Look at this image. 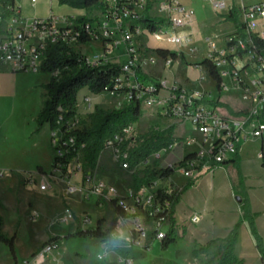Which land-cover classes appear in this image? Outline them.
<instances>
[{
    "label": "built area",
    "instance_id": "built-area-1",
    "mask_svg": "<svg viewBox=\"0 0 264 264\" xmlns=\"http://www.w3.org/2000/svg\"><path fill=\"white\" fill-rule=\"evenodd\" d=\"M104 1L106 10L94 21L83 22L78 18L61 16L51 11L47 17H36L24 27L16 26L21 14L17 7L12 6L10 26L0 42V61L10 64L14 71L38 73L41 72L50 46L65 44L78 48L99 40L104 50L96 52L91 58L86 56V59L90 64L104 65L112 63L109 60L110 53L123 46L127 58L121 63L115 87L102 93L113 96L123 94L128 104L134 101L139 102L141 107L144 104L152 106L158 115L181 125L190 123L200 133L201 146L193 152V157L187 158L189 154L183 153L182 156L177 155L176 160L160 166L171 169L173 174L168 177L157 176L149 184L137 190L130 188L126 195H119L116 186L97 179L98 167L91 169L83 159L84 144L76 146L77 138L72 133L81 127L80 111L90 113L95 110L94 94L89 92L90 94L82 99L79 95L74 117L68 119L65 125L58 124L51 129V142L57 161L55 168L48 175L55 179H68L80 173L83 185L71 183L68 187L70 192L78 188L80 192L83 191L84 197L96 195L111 201L116 199L117 205L127 215L126 219H121L130 220L132 223L129 228L130 245H141L149 233L157 240H162L168 232V218L172 209L170 197L176 190H180L172 182L174 174L193 179L203 168L212 170L210 162L220 164L236 155L242 142L264 137V0H208L215 11L224 12L223 20L232 9H237L239 22L244 25V35L235 26V30L221 40L209 37V51L205 59L214 64L221 77L220 87L214 84L216 91H234L243 101L248 102L250 109L246 112L227 110L219 105L213 92L182 85L166 76L145 73L147 64L155 65L162 61L165 67L169 68L173 58H162L152 51V54L142 59L141 48L136 44L135 38L149 29L133 21L151 4L150 10L156 13L152 16L166 19L159 29L151 31L154 39L172 44L189 43L192 39L191 33H185L184 30L195 19L194 7L180 0ZM32 2L36 3V0ZM84 36L87 37V42L81 43ZM198 67L201 71L199 81L207 82L209 79L205 67L200 64ZM221 109H225V113ZM195 141L194 138L175 137L170 145L162 147L146 159L153 157L158 161L175 150L181 149L184 152L187 146L194 145ZM139 142L141 141L137 122L127 124L106 139L101 156L109 151L115 164L122 169L137 168L146 160L142 159L135 165H132L130 160L131 150ZM65 158L67 160L63 161ZM75 162H78L79 170L74 172L70 165ZM47 176L42 178L43 190L53 185ZM30 179L32 180V176ZM72 215L73 211L67 207L64 210V219L67 220ZM199 219L200 215L197 213L191 217L193 222ZM58 247L57 243L48 242L42 250L26 260L25 264H60L53 257ZM124 262L132 264L133 259L127 258Z\"/></svg>",
    "mask_w": 264,
    "mask_h": 264
},
{
    "label": "rangeland",
    "instance_id": "rangeland-1",
    "mask_svg": "<svg viewBox=\"0 0 264 264\" xmlns=\"http://www.w3.org/2000/svg\"><path fill=\"white\" fill-rule=\"evenodd\" d=\"M19 1L26 4L30 12L37 10L41 14V17H47L51 12L50 4L47 0H38L35 4L36 6H33L32 0ZM57 1L59 0H55V3ZM198 1L205 5L206 18L214 16L218 22L223 21L222 14L224 12L215 11L208 0ZM62 5H58L57 3L54 6L55 13L60 12L59 7H64ZM149 13L150 15L156 14L152 10ZM100 15V11L93 10L85 16L99 18ZM143 37L154 48L157 46H175L172 43L156 41L150 30H145ZM80 48L82 51L85 49L90 58L96 52L104 50L102 42L99 40H94L85 44V46H80ZM141 53L142 59H145L153 52L149 48H141ZM110 55V62L123 63L125 56L124 47L120 46L118 49H114ZM184 64L183 62L181 66L173 64L177 67L179 77L186 74V68L182 66ZM197 68L199 69V67ZM144 70L149 71L155 76H170L169 73L163 71L162 61H159L155 65L147 64ZM23 72L29 71L19 73L15 92L10 96L0 98V213L4 218L3 233L8 236L17 235L15 240V255H13L7 244H0V264H25L26 260L30 259L34 253L42 250L48 243L50 234H56L61 237L59 253L66 264H126L124 262L125 258L120 257L110 246L95 238L70 235L76 232L79 227L90 228L96 226L99 218H102V224L107 228L116 216L110 199L96 195H92L91 198L84 197L83 191L80 192L78 188L73 192L69 191L68 187H70L71 183L83 185L81 174L80 181L74 179L72 182V178L55 179L51 175H48L47 178L51 182L59 181L57 184H53L48 189L43 190L41 189L43 182L41 177H38L37 182L28 184L20 181L19 176H14L10 171L11 167L20 165L19 163L25 154L33 153L35 150H38L45 166L48 169L51 166L49 163L50 155L46 147V136L41 133V130L36 131V118L43 108L47 94L44 84L50 79L51 73L41 71L38 74H25ZM200 76L201 73H198V77ZM207 77L209 80L204 82V86L201 89L215 92L213 94H215L214 97L218 100L219 105L229 111L231 108L236 112L249 111L250 106L247 101H243L232 90L216 91L208 73ZM192 81L196 83L195 87H199V79ZM89 94L88 91H83L80 94V99ZM93 102L95 109L99 105L108 111L123 108L128 104L123 94L113 96L108 93L93 95ZM155 111V108L152 106L146 104L142 106V116L137 122L140 141H143L142 139L153 133H159L174 125V136L176 138H194L196 139L194 146L198 149L200 148L201 135L190 123L178 125L172 119L164 118ZM221 111L225 113V109H221ZM80 112L79 125L81 126L83 123L90 122V115L93 112ZM38 134L39 136L36 137ZM190 146H187V148ZM183 153L181 149H178L171 154L164 155L158 161H155L151 157L144 160L141 166L125 170L116 165L111 153L106 151L101 156L96 175L101 172V168H106V171H117L119 175H111L107 179V182L117 187L119 195H126L128 189L134 188L135 178L143 176L145 169L152 168L155 165L159 167L165 166L167 162L176 160L177 155L182 156ZM78 162L70 165V168L74 172L79 170L77 167ZM2 170L6 172L4 175H1ZM174 178L179 182L185 179V177L179 174H175ZM77 182L79 183L77 184ZM64 195L73 211L72 217L67 220L64 219V210L69 206H67L65 200L63 202ZM74 213L80 220L74 216ZM122 221V226L119 230L120 236L116 235L123 240L121 247L129 251L130 257L134 262L133 264H217L222 252L223 243L215 242L209 243L205 249L201 248L193 251L192 244L181 237L172 242L167 248H162L161 241H157L152 233L148 234L141 245H130L131 235L129 228L132 223L130 220ZM147 245L149 248H146ZM140 253H143V255ZM203 253H208L207 258H204V256L197 257Z\"/></svg>",
    "mask_w": 264,
    "mask_h": 264
},
{
    "label": "crops",
    "instance_id": "crops-1",
    "mask_svg": "<svg viewBox=\"0 0 264 264\" xmlns=\"http://www.w3.org/2000/svg\"><path fill=\"white\" fill-rule=\"evenodd\" d=\"M180 1L186 5L194 7L196 10L193 23L184 30L185 33H191L192 39L189 43L174 44V47L157 46L154 48L150 42L145 40L143 37L144 33L137 36L135 38V42L138 46H140V48H149L152 51L157 48H164L182 54L185 57V60L181 61L180 58L173 59V64H176L175 66H181L182 62L185 63L182 65L186 68L185 75L179 77L177 74V67H175L173 64H171L169 68L165 67L163 64V71H166V73L170 74V76H166L169 79L175 80L178 83L188 87H195L196 83H193L192 80H198L200 78L198 77V73H201V71L197 67L198 64L206 58V55L209 51L208 38L213 37L221 40L225 35L232 33L235 30V24L227 19L218 22L214 16L206 18L205 5L201 4L198 0ZM37 2L38 0H36V3ZM47 2L50 4L51 11L53 12H55L54 6L57 3L58 5H61L59 1L55 3V0H47ZM36 3H33V6ZM14 6L19 8L21 14L20 21L16 23L17 27H24L32 19L41 17V14H39L37 10L34 12L28 11L26 4L20 2L19 0H14ZM62 6L64 7H59L60 12L56 14L65 17H81L91 12L89 9L76 8L69 4H63ZM10 21L11 17L9 15L5 19L4 24L2 26L0 25V42L3 40L7 28L10 26ZM82 52L88 56L85 49ZM126 58L127 56L125 54L123 60L125 61ZM20 72L22 71H14L11 69L10 64L0 61V98L4 96H10L15 92L17 85L16 81L18 80ZM23 73L38 74L39 72ZM145 73L153 75L149 71H145ZM13 81L14 83H12ZM198 83L199 88L204 86V83L199 81ZM230 111L236 112L232 108ZM177 124L181 125L179 123ZM51 129L52 128L48 123H46L41 129V133L43 135L45 134L47 140L46 147L50 155V168L48 169L45 166L44 162L41 160V155L39 154L38 150L33 151V153H27L21 159L19 163L20 165L10 168V171L14 176H19L20 181L32 184L37 182L38 177L43 178L44 176H47L51 173L54 161V150L51 142ZM38 136L39 134L36 135V137ZM194 145L186 148L184 155L198 150V148ZM263 150L264 137L253 138L242 142L241 148L236 155L231 156L228 160L220 164H214V162H210L209 165L212 167V170L209 168H203L200 174L193 179H187L185 177L183 181L179 182L175 180V174L172 176V182H174V184L179 187L180 190L183 189L190 180L194 181L191 186L187 187L181 192L180 199L175 205L174 217L176 219V239L180 237L184 238L192 244L193 251H195L197 249L206 247L209 243H223L224 240L230 235L231 231L237 227V239L234 245V255L237 260L235 264H264V258L257 245V238L253 234L251 227L252 222L258 236L262 240V246L264 250ZM100 161L101 157L99 163ZM40 167H42L45 173L38 171ZM105 169L101 168V172L97 175L99 179L107 181L111 175H119L117 171L112 172L106 171ZM5 173V170L1 171V175H4ZM30 176H32V180L27 182V179L30 178ZM80 176V173L74 175L71 179V182L74 179L80 181ZM58 181L53 182V184H57ZM78 183L79 182H77V184ZM64 200L66 201L67 206L70 207V205L67 203L65 195L63 202H65ZM246 206L248 207L249 217L245 215ZM115 213V217H117L118 214L116 211ZM194 213L200 215V219L197 222H193L191 220V217ZM74 216H76L75 213ZM76 217L80 220L78 216ZM99 220L102 222V218H99L98 221ZM122 222L123 221L121 218H118L117 226L113 232L114 234L119 235ZM102 227L106 229L103 224ZM81 229L87 228L79 227L77 230ZM52 235L56 234H50L49 239ZM60 247L61 245L55 250L53 257L58 263L66 264L64 259L60 257ZM207 255L208 253H203L197 257L204 256V258H207Z\"/></svg>",
    "mask_w": 264,
    "mask_h": 264
},
{
    "label": "trees",
    "instance_id": "trees-1",
    "mask_svg": "<svg viewBox=\"0 0 264 264\" xmlns=\"http://www.w3.org/2000/svg\"><path fill=\"white\" fill-rule=\"evenodd\" d=\"M59 2L61 4H69L76 8L89 9L91 11L97 10L101 13L105 12L107 7L104 0H59ZM12 6H14V0H0L1 26L4 24L7 16L11 14ZM151 6L152 5L149 4L146 11L138 15L133 23H140L150 31H155L166 22V19L150 15ZM17 9L19 10V8ZM96 19L97 18L87 16L78 18L79 21L83 22L94 21ZM226 19L232 21L240 32L243 35L245 34L244 25L239 22V11L237 9H232ZM80 42L86 43L87 37H82ZM154 51L162 58L170 56L173 59L180 58L181 61L185 60V57L176 51L164 48H157ZM199 64L205 67L212 82L220 87L222 80L214 64L208 59H204ZM121 66V63H107L104 65L90 64L80 47H68L65 44L50 46L47 51V58L41 67V71L51 73V79L48 83L44 84L47 94L43 108L36 118V131H40L46 123L50 124L51 128H55L58 124L62 126L65 125L66 121L76 114L77 100L83 91L86 90L94 95H98L103 91L113 90L115 87V80L120 74ZM141 116V105L139 102L132 101L125 107L113 111H108L99 105L96 106L95 111L90 115V122L83 123L79 129L72 132L77 138L76 146L84 144L83 159L89 164L91 169L95 170L99 166V160L106 139L119 132L125 125L138 122ZM174 139V125L168 127V129L164 131L153 133L144 138L143 141L131 150L130 160L132 165L137 164L142 159L150 157L162 147L170 145ZM193 156L194 153H190L186 157L191 158ZM66 160V158L63 159V161ZM56 161L57 157L54 156L53 169L55 168ZM38 171L45 173L42 167H40ZM143 172V176L135 178L134 189L136 190L143 185L149 184L150 181L157 176L168 177L173 174L171 169L159 167L157 165L145 169ZM30 180L31 179L28 178L27 182ZM193 182L194 181L190 180L183 189L179 191L176 190L174 195L170 197L172 209L168 218L169 229L165 238L161 240L162 248H167L176 240L175 205L180 199L181 192L191 186ZM111 202L118 216L112 220L108 228L104 229L101 220H99L96 227L77 230L70 235L93 237L107 246H110L120 257L125 259L131 258L129 251L121 247L123 240L113 233L117 226L118 218L126 219V212L117 205L116 199H113ZM245 215L249 217L247 206L245 207ZM3 225L4 218L0 213V244H7L13 255H15V240L17 235L8 236L4 234ZM251 227L253 234L257 238L258 248L264 258L262 240L258 236L252 222ZM236 239L237 227H235L224 240L222 252L218 258L217 264H235L237 262L234 255ZM48 242H55L60 246L61 237L59 235H52ZM146 248H149V246L147 245ZM202 249H205V247ZM140 254L143 255V253Z\"/></svg>",
    "mask_w": 264,
    "mask_h": 264
}]
</instances>
